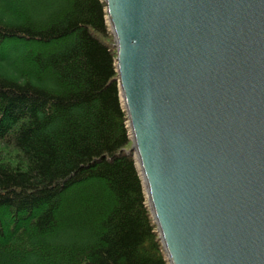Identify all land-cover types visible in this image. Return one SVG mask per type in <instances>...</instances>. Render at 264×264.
<instances>
[{
    "label": "water",
    "instance_id": "water-1",
    "mask_svg": "<svg viewBox=\"0 0 264 264\" xmlns=\"http://www.w3.org/2000/svg\"><path fill=\"white\" fill-rule=\"evenodd\" d=\"M104 1L169 263L264 264V0Z\"/></svg>",
    "mask_w": 264,
    "mask_h": 264
},
{
    "label": "trees",
    "instance_id": "trees-1",
    "mask_svg": "<svg viewBox=\"0 0 264 264\" xmlns=\"http://www.w3.org/2000/svg\"><path fill=\"white\" fill-rule=\"evenodd\" d=\"M105 7L0 0V264H170ZM70 194L79 210L61 219Z\"/></svg>",
    "mask_w": 264,
    "mask_h": 264
},
{
    "label": "rangeland",
    "instance_id": "rangeland-1",
    "mask_svg": "<svg viewBox=\"0 0 264 264\" xmlns=\"http://www.w3.org/2000/svg\"><path fill=\"white\" fill-rule=\"evenodd\" d=\"M45 50H48V51L52 52L53 51V47L48 45V46H46L44 48L43 47L41 48V52H45ZM89 184L90 183L86 182V183H83L81 186L90 187ZM93 184H95V183H93ZM73 188H75V187H73ZM75 197L76 196H74L72 194L69 195V198L67 199V202H65V205L63 206L62 210L59 212V216H60L61 219H65V218H67L69 216H73V214L78 212L79 208L74 206L75 203L73 205V199Z\"/></svg>",
    "mask_w": 264,
    "mask_h": 264
},
{
    "label": "bare ground",
    "instance_id": "bare-ground-1",
    "mask_svg": "<svg viewBox=\"0 0 264 264\" xmlns=\"http://www.w3.org/2000/svg\"><path fill=\"white\" fill-rule=\"evenodd\" d=\"M135 160H136L137 165L139 166V161H138L137 157H135Z\"/></svg>",
    "mask_w": 264,
    "mask_h": 264
}]
</instances>
